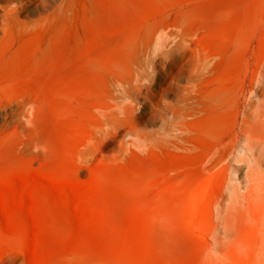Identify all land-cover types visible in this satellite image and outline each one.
Here are the masks:
<instances>
[{
    "label": "rangeland",
    "instance_id": "1",
    "mask_svg": "<svg viewBox=\"0 0 264 264\" xmlns=\"http://www.w3.org/2000/svg\"><path fill=\"white\" fill-rule=\"evenodd\" d=\"M65 3L0 0V264H264V152L228 175L124 161L115 138L96 141L74 113V80L65 141L49 155L30 144L28 88L45 95L55 68L68 79L74 22L43 59L28 30Z\"/></svg>",
    "mask_w": 264,
    "mask_h": 264
},
{
    "label": "bare ground",
    "instance_id": "2",
    "mask_svg": "<svg viewBox=\"0 0 264 264\" xmlns=\"http://www.w3.org/2000/svg\"><path fill=\"white\" fill-rule=\"evenodd\" d=\"M65 1L72 14L28 30L43 59L74 22L68 79L55 68L45 95L28 88L30 144L49 155L65 141L62 91L74 80V113L96 141L115 138L124 161L228 175L236 158L264 152V0Z\"/></svg>",
    "mask_w": 264,
    "mask_h": 264
}]
</instances>
